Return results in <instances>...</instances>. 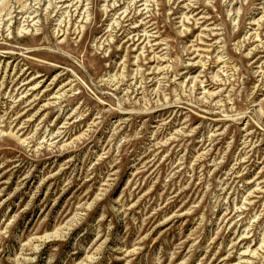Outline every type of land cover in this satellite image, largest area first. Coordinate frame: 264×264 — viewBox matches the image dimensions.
<instances>
[{"label":"rangeland","instance_id":"obj_1","mask_svg":"<svg viewBox=\"0 0 264 264\" xmlns=\"http://www.w3.org/2000/svg\"><path fill=\"white\" fill-rule=\"evenodd\" d=\"M0 264H264V0H0Z\"/></svg>","mask_w":264,"mask_h":264},{"label":"bare ground","instance_id":"obj_2","mask_svg":"<svg viewBox=\"0 0 264 264\" xmlns=\"http://www.w3.org/2000/svg\"><path fill=\"white\" fill-rule=\"evenodd\" d=\"M256 38V37H255Z\"/></svg>","mask_w":264,"mask_h":264}]
</instances>
